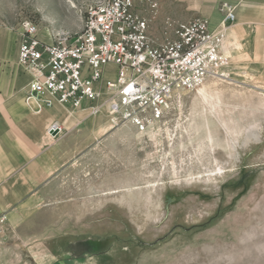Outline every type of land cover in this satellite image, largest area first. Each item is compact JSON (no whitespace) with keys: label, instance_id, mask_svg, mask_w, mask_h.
<instances>
[{"label":"rangeland","instance_id":"rangeland-1","mask_svg":"<svg viewBox=\"0 0 264 264\" xmlns=\"http://www.w3.org/2000/svg\"><path fill=\"white\" fill-rule=\"evenodd\" d=\"M156 1L138 10L157 40L167 19L217 23L235 8L221 75L176 93L143 132L113 126L106 109L90 116L73 133L90 144L6 225L0 264H264V18L239 0ZM94 2L0 0V44L28 21L49 43L74 35Z\"/></svg>","mask_w":264,"mask_h":264},{"label":"built area","instance_id":"built-area-1","mask_svg":"<svg viewBox=\"0 0 264 264\" xmlns=\"http://www.w3.org/2000/svg\"><path fill=\"white\" fill-rule=\"evenodd\" d=\"M158 10L156 0H95L86 10L83 28L70 35L44 41L36 25L22 22L18 62L31 76L25 104L35 113L55 103L79 110L84 102L89 116L106 109L113 126L126 121L146 131L164 118L176 93L195 90L220 76L227 64L223 54L226 29L235 21V8L224 9L217 29L196 17L186 22L167 19L171 35L163 40L149 33L151 20L138 7ZM116 68V79H105L107 66ZM59 124L49 132L62 133ZM8 217H0V236Z\"/></svg>","mask_w":264,"mask_h":264},{"label":"crops","instance_id":"crops-1","mask_svg":"<svg viewBox=\"0 0 264 264\" xmlns=\"http://www.w3.org/2000/svg\"><path fill=\"white\" fill-rule=\"evenodd\" d=\"M239 1L243 14L263 20L264 0ZM222 19L210 21L211 29H217ZM19 41L18 34L9 33L0 44V217L7 214V224L20 218L19 210L32 208L38 194L56 187L65 166L59 161L73 160L80 145L90 144L88 135H73L74 131L84 133L94 118L88 115V102L79 110L55 103L39 114L25 104L31 76L18 62ZM105 72L106 79L116 68L107 66ZM55 124L62 126V133L49 132Z\"/></svg>","mask_w":264,"mask_h":264}]
</instances>
